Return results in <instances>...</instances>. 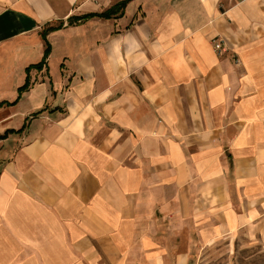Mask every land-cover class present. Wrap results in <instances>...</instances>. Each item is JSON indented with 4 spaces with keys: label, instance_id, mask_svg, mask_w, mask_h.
<instances>
[{
    "label": "crops",
    "instance_id": "1",
    "mask_svg": "<svg viewBox=\"0 0 264 264\" xmlns=\"http://www.w3.org/2000/svg\"><path fill=\"white\" fill-rule=\"evenodd\" d=\"M119 1L0 0V103L64 22L0 107V264H160L157 211L264 241V0H132L80 58L69 17Z\"/></svg>",
    "mask_w": 264,
    "mask_h": 264
},
{
    "label": "rangeland",
    "instance_id": "2",
    "mask_svg": "<svg viewBox=\"0 0 264 264\" xmlns=\"http://www.w3.org/2000/svg\"><path fill=\"white\" fill-rule=\"evenodd\" d=\"M134 6L130 7L129 12L134 10ZM112 26L113 21L104 19L74 25L72 35L79 40V57H86L94 51L99 52L98 47L102 46L103 38L116 36L118 33V27ZM53 42L56 51L49 58L50 72L58 75L62 54L60 38L54 37ZM76 56L73 53V58ZM156 213L155 222L149 218L142 231L147 237L153 236L157 246L164 250L163 256L166 259L160 257V264H264V241L260 239H252L245 232L238 231L202 243L192 218L172 210L165 212L166 215L159 211ZM161 216L171 220V224L168 226L165 220L159 221Z\"/></svg>",
    "mask_w": 264,
    "mask_h": 264
},
{
    "label": "trees",
    "instance_id": "3",
    "mask_svg": "<svg viewBox=\"0 0 264 264\" xmlns=\"http://www.w3.org/2000/svg\"><path fill=\"white\" fill-rule=\"evenodd\" d=\"M131 1L132 0H121L117 3H115L110 8H108L104 11H101V12H87V13H84L81 15H75V16L69 17V19H68L69 24L81 23L83 21H86V20L94 18V17L104 18V19L119 18L125 14L126 7ZM63 27H64V22L58 21L56 23H54V22L47 23L42 28L41 35H42L43 40L46 42V47L44 50V55L42 57V60L37 62V63L30 64L26 68V72H27L26 81L22 86L19 87V89H18L19 94H18L17 99L12 103L11 102H1L0 107H2L3 105H12V104L17 103V101H19L21 99L23 93L30 89V87L32 86V81H31V76H30L31 69L43 70L44 67H46V66L48 67V58H49L51 51H52V45H51L50 41L48 40V35L51 32L62 29ZM37 113H39V112L33 113L32 116L36 115ZM24 127H25V125H24ZM19 131L20 130H18V131L17 130H7L6 133L1 138H5L9 133H17Z\"/></svg>",
    "mask_w": 264,
    "mask_h": 264
},
{
    "label": "built area",
    "instance_id": "4",
    "mask_svg": "<svg viewBox=\"0 0 264 264\" xmlns=\"http://www.w3.org/2000/svg\"><path fill=\"white\" fill-rule=\"evenodd\" d=\"M236 1H243V0H236ZM212 42L214 43V46L217 50H220V51L226 50L225 44L218 37L213 38Z\"/></svg>",
    "mask_w": 264,
    "mask_h": 264
}]
</instances>
